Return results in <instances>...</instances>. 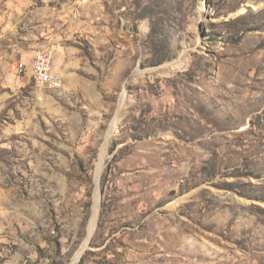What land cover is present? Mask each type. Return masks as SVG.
<instances>
[{
    "label": "rangeland",
    "instance_id": "374dc122",
    "mask_svg": "<svg viewBox=\"0 0 264 264\" xmlns=\"http://www.w3.org/2000/svg\"><path fill=\"white\" fill-rule=\"evenodd\" d=\"M0 264H264V0H0Z\"/></svg>",
    "mask_w": 264,
    "mask_h": 264
},
{
    "label": "built area",
    "instance_id": "2783aa9c",
    "mask_svg": "<svg viewBox=\"0 0 264 264\" xmlns=\"http://www.w3.org/2000/svg\"><path fill=\"white\" fill-rule=\"evenodd\" d=\"M54 57V48L43 46L35 51L30 63L18 61L11 65V70L17 76L29 74L39 87L53 89V86L63 83L62 78L54 71Z\"/></svg>",
    "mask_w": 264,
    "mask_h": 264
},
{
    "label": "bare ground",
    "instance_id": "6f19581e",
    "mask_svg": "<svg viewBox=\"0 0 264 264\" xmlns=\"http://www.w3.org/2000/svg\"><path fill=\"white\" fill-rule=\"evenodd\" d=\"M18 62V61H17ZM17 62H15V63H17ZM14 63V64H15ZM62 86V84H60V85H57V86H53V89H58V88H60ZM105 151V150H104ZM104 154L102 155V158H101V164L103 163V161H104ZM100 164V171H101V165ZM98 202L96 201V204H95V209H94V215H93V219H92V221H91V226H90V229H91V227L92 226H94L95 225V223H96V220H97V216H98ZM93 228V227H92Z\"/></svg>",
    "mask_w": 264,
    "mask_h": 264
},
{
    "label": "crops",
    "instance_id": "0c3cea01",
    "mask_svg": "<svg viewBox=\"0 0 264 264\" xmlns=\"http://www.w3.org/2000/svg\"><path fill=\"white\" fill-rule=\"evenodd\" d=\"M32 59V58H31ZM17 61H23V62H25L23 59H21V60H16V61H14L13 63H15V62H17ZM12 63V64H13ZM14 74V73H13ZM15 75V74H14Z\"/></svg>",
    "mask_w": 264,
    "mask_h": 264
}]
</instances>
